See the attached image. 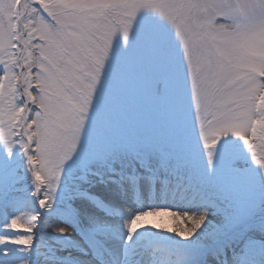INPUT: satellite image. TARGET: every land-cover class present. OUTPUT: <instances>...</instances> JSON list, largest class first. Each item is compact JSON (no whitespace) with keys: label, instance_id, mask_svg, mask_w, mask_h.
I'll return each mask as SVG.
<instances>
[{"label":"snow or ice","instance_id":"1","mask_svg":"<svg viewBox=\"0 0 264 264\" xmlns=\"http://www.w3.org/2000/svg\"><path fill=\"white\" fill-rule=\"evenodd\" d=\"M0 264H264V0H0Z\"/></svg>","mask_w":264,"mask_h":264},{"label":"bare ground","instance_id":"2","mask_svg":"<svg viewBox=\"0 0 264 264\" xmlns=\"http://www.w3.org/2000/svg\"><path fill=\"white\" fill-rule=\"evenodd\" d=\"M166 219H171V218H166ZM60 226H65V225H62V224H53V226H52V231H54L55 230V228H57V227H60ZM173 226H175V222H173Z\"/></svg>","mask_w":264,"mask_h":264},{"label":"rangeland","instance_id":"3","mask_svg":"<svg viewBox=\"0 0 264 264\" xmlns=\"http://www.w3.org/2000/svg\"><path fill=\"white\" fill-rule=\"evenodd\" d=\"M69 231H71V229L69 228Z\"/></svg>","mask_w":264,"mask_h":264}]
</instances>
